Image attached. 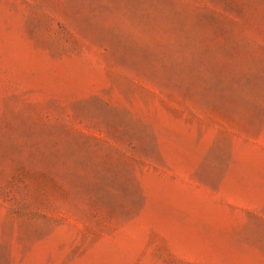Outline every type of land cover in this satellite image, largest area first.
<instances>
[{
  "label": "rangeland",
  "instance_id": "374dc122",
  "mask_svg": "<svg viewBox=\"0 0 264 264\" xmlns=\"http://www.w3.org/2000/svg\"><path fill=\"white\" fill-rule=\"evenodd\" d=\"M0 264H264V0H0Z\"/></svg>",
  "mask_w": 264,
  "mask_h": 264
}]
</instances>
